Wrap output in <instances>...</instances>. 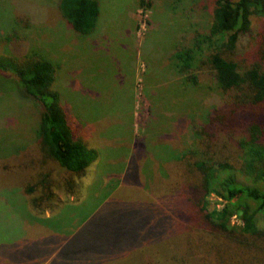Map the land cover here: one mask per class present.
<instances>
[{"label":"rangeland","instance_id":"374dc122","mask_svg":"<svg viewBox=\"0 0 264 264\" xmlns=\"http://www.w3.org/2000/svg\"><path fill=\"white\" fill-rule=\"evenodd\" d=\"M59 1L0 0V56L37 55L56 64L55 89L98 157L72 195L55 191L52 212L33 211L23 190L35 173L31 164L42 159L40 106L13 74L0 72V264H34L30 258L47 250L40 242L47 234L78 230V248L101 246L87 252L101 255L95 264H130L146 255L137 238L146 221L135 199L141 175L156 169L159 179L174 176L178 163L168 156L189 145L188 122L222 103L207 70L198 72L199 86H190L175 74L173 58L177 46L209 31L215 0H98L90 35L71 28ZM263 32L264 18L254 16L238 55L257 49ZM54 173L60 177L57 166ZM94 235L106 243L94 245ZM111 255L126 256L109 262Z\"/></svg>","mask_w":264,"mask_h":264},{"label":"trees","instance_id":"16d2710c","mask_svg":"<svg viewBox=\"0 0 264 264\" xmlns=\"http://www.w3.org/2000/svg\"><path fill=\"white\" fill-rule=\"evenodd\" d=\"M140 2L144 5L145 0ZM59 10L80 35L92 34L101 14L98 0H60ZM254 16L264 18V0H215L209 31L197 34L189 46H177L175 74L199 86L198 72L207 70L222 92V103L188 122L189 145L168 156L178 163L174 176L166 173L159 179L156 169L141 175V199H135L146 221L137 238L146 255L134 256L130 264H264V32L257 49L238 55ZM1 71L13 74L40 106L37 136L42 159L31 164L35 173L23 193L33 211L52 212L55 191L72 195L97 151L75 128L55 89V63L37 55L0 56ZM56 166L60 177L55 176ZM47 235L40 241L47 250L30 258L34 264L38 259L41 264H95L101 259L87 253L101 246L78 248L80 230ZM93 238L100 240L94 245L106 243Z\"/></svg>","mask_w":264,"mask_h":264}]
</instances>
